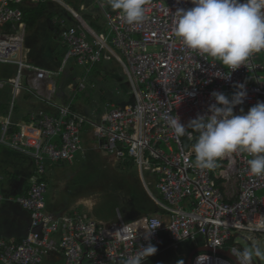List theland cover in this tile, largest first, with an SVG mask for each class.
<instances>
[{"label": "built area", "instance_id": "1", "mask_svg": "<svg viewBox=\"0 0 264 264\" xmlns=\"http://www.w3.org/2000/svg\"><path fill=\"white\" fill-rule=\"evenodd\" d=\"M44 1L57 2L73 11L70 0H0V64L17 68V74L8 79L14 98L27 90L55 110L35 109L24 119L13 121L12 106L8 116L0 121V148L9 147L30 156L36 164L30 190L15 198L30 214V229L19 241L0 240V264H122V259L149 243L143 238L142 228L135 239L130 237L123 243L118 235L126 224L142 217L161 221L151 238L158 251L144 264L163 251V233L170 239L168 248L173 249L190 241L195 248L242 250L237 237L243 233L264 236V232L247 230L250 220L264 215V176L248 172L249 157H225L218 161L215 170L199 169L194 166L192 152L198 133L189 128L191 138L177 139L162 119L165 113L178 116L187 127L201 116L211 115L209 106L216 103L214 91L231 98L239 90L236 85L241 83L247 97L234 111L240 114L243 108L246 113L257 102L264 101V51L252 55L250 67L244 65L236 70L199 56L173 33L175 12L192 7L191 0H153L147 5V19L143 23L129 25L119 11H104L107 32L97 34L82 25L63 31L69 48L67 56L60 70H48L29 61L25 46L24 7ZM71 58L86 70L75 85L77 92L87 87V77L95 66L104 60H119L136 104H107L101 121L95 123L78 113L72 102H55L58 83L54 78ZM5 86L6 82L0 80V88ZM87 122L93 127L94 136L103 139L100 148L106 155L116 162L136 163L161 212L129 221L120 217L105 224L95 220L87 209L64 215L47 209V168L49 164L74 162L79 153L85 156L82 144ZM144 171L155 176L158 195L152 192V183L146 180ZM3 179L0 175V208L5 200ZM245 238L251 245L254 243ZM202 253L210 258L204 264H235L210 251L197 252L192 264Z\"/></svg>", "mask_w": 264, "mask_h": 264}, {"label": "clouds", "instance_id": "2", "mask_svg": "<svg viewBox=\"0 0 264 264\" xmlns=\"http://www.w3.org/2000/svg\"><path fill=\"white\" fill-rule=\"evenodd\" d=\"M106 3L112 10L119 11L129 25L140 24L147 19L149 0H106ZM191 4L193 6L190 8L177 9L173 29L174 36L186 48L199 56L211 58L215 62L219 61L231 70L239 69L244 65L250 67L249 61L252 55L264 51V0H191ZM83 6L81 9H86L84 4ZM71 9L74 12L68 10L76 19L78 23L76 26H66L64 19L53 21L59 29L61 43L66 46L63 31L77 28L79 25L87 28L79 20L80 17L84 19L83 15L78 10ZM87 24L91 27L89 30L97 33L95 28L88 22ZM68 49L67 46L66 56ZM10 78L12 77L8 79ZM236 87L239 90L235 91L231 98L222 92L214 91L212 96L216 103L209 106L211 115L201 116L187 127L180 122L178 116L173 117L165 113L162 119L174 131L177 139L184 136L191 138L192 133L188 131L189 128L198 133L196 142L192 146L195 167L202 170H215L219 160L245 154L249 157L248 172L254 176H264V101L257 102L246 113L241 108L240 114H236L234 109L242 105L247 97L244 84H238ZM23 92L35 96L27 90ZM14 100L15 98L13 102ZM232 163L235 164L236 161L233 159ZM81 203L90 211L95 204V199L85 197ZM160 225L161 221L158 218L142 217L126 224L121 231H118L121 243L130 237L135 239L138 229L141 228L144 230V240L149 241L147 246H140L133 255L122 259V264H144L148 257L158 251L157 247L151 243V238ZM247 230L264 232V215H257L254 220H250L247 223ZM231 252L236 257V264H254V259L264 261V245L253 243L242 250L232 248ZM209 259L207 254L202 253L197 257L196 264H204ZM179 264H183V261Z\"/></svg>", "mask_w": 264, "mask_h": 264}, {"label": "rangeland", "instance_id": "3", "mask_svg": "<svg viewBox=\"0 0 264 264\" xmlns=\"http://www.w3.org/2000/svg\"><path fill=\"white\" fill-rule=\"evenodd\" d=\"M74 2L75 1L71 0L69 3L83 15L87 22L93 25L97 33L108 31L107 21L101 6V3L105 4V0H80L86 7L84 10L81 9L80 3L74 4ZM48 8L52 9L58 17L62 16L60 18L65 20L66 26L74 24V26H76L78 24L65 6H60L51 2L48 3ZM45 19L50 18L47 16L38 18L35 24H33L34 27L27 30L25 37V46L30 45L33 48V64L41 66H47L48 61L46 56L54 53L58 59H61L66 51L64 45L61 44L60 47H57V45L52 42L49 31L45 32ZM59 42H61L60 39ZM41 46L45 47V55L40 53ZM43 61L45 63H43ZM102 62V68L97 69V67H95L91 70L87 77L88 85L81 92L75 93L67 88L68 81L64 79V73L62 74V79L61 76H56L54 78L57 83H59L61 79L59 93L58 96L55 97L58 103L63 104L69 101L72 102L78 113L95 123L101 121V115L105 112V106L107 104H113L118 107L136 104L135 95L122 64L116 59L104 60ZM71 64L73 65V58L69 60L67 67L71 66ZM95 72L96 74H94ZM16 74V67L14 65L0 64V80L6 82V86L0 88V113L8 114L9 109H11L13 105V121H17L21 118L24 119L26 113L29 111L24 94L15 98L13 102L14 94L11 91L8 78L14 77ZM85 74L86 70L83 66H77L70 75L74 79V77L82 78ZM93 83L95 84L94 87L91 86ZM92 129L93 127L87 122L84 126L83 139V147L84 150L86 149L87 158L84 159L80 154H77L76 158L78 161L76 163L75 159L74 162H69L72 164H68L67 166H59L60 168L56 166L57 169H55L54 178L49 180V193L47 195L48 209L57 213L62 209L61 204L71 201V204H73L76 199L87 196L95 199V204L91 209V215L95 220H101L104 221L105 224H110L118 220V209L125 219L134 218L138 213L135 210L132 212L128 211L133 207L131 203L141 199L146 200L149 197L148 190L141 177L140 169L137 165L133 164H113L114 162L112 163L109 157L103 155L100 149L103 139L98 137L94 138ZM87 138H89L90 141ZM90 143L97 148L93 151L90 149L88 150L87 145ZM7 157H10V165L5 161ZM33 160L34 159L30 156L22 155L9 147L4 146L0 149V170L5 172V170H9L10 166L9 172H5L8 178H12L10 172L19 174L20 170H30L33 167V162H35ZM144 175L146 180L153 181L154 184L150 188L157 194L156 179L153 174L144 171ZM49 177L51 178L50 172ZM59 177L60 182L63 184L59 194L60 197L57 199L53 193L60 187ZM9 183L12 187L14 186L13 180H10ZM116 183H119L123 188L110 194L111 190L116 187ZM3 184L4 182L1 183L2 186ZM93 184H98L100 193L93 188ZM124 189L126 194L123 195L122 190ZM97 193H99V195L95 198L93 195H97ZM146 205L149 208L155 206L154 203L148 199L146 200ZM83 207L87 209L85 206ZM58 214L62 215L60 213ZM29 217V213L24 211L19 205L12 203V201H5L4 209L0 211V239H15V237H20L25 234L29 226ZM244 236L249 237L252 242L260 245L264 239V236L259 237L254 233H243V236L237 237L238 243L242 248L251 246Z\"/></svg>", "mask_w": 264, "mask_h": 264}, {"label": "crops", "instance_id": "4", "mask_svg": "<svg viewBox=\"0 0 264 264\" xmlns=\"http://www.w3.org/2000/svg\"><path fill=\"white\" fill-rule=\"evenodd\" d=\"M71 1V0H70ZM73 1H75L74 2V4H81V6L83 5V2H80V0H73ZM48 3H51V2H41L40 4H42L41 6H40V8L41 9H43V13H41L40 14V16H47V17H49L50 19H45V32L46 31H49L50 32V34H51V40H52V42L54 43V44H56L57 45V47H60L61 46V44L62 45H64L65 47H66V51H65V53L63 54V57L61 58V59H58V57L54 54V53H52V55H48V56H46V58H47V61H48V64H47V66H41V65H38V66H40V67H42V68H45V69H48V70H53V71H56V70H60V65H61V63L65 60V57H66V52H67V46L65 45V44H63V43H61V42H59V39H60V32H59V29L57 28V26H55L54 24H53V21H55L56 19H62V18H60V17H62V16H57L56 14H55V12L52 10V9H49L48 8ZM53 3H55V2H53ZM38 3H34V5H37ZM57 4V3H56ZM58 5H60V4H58ZM101 5H102V9H104V11H112V10H110V9H108L107 7H106V3L105 4H103V3H101ZM29 6L30 5H28V6H26V8H28L29 9ZM60 6H64V5H60ZM69 6L71 7V8H73L72 7V4L71 3H69ZM25 7H24V16H26V14H25V10H27ZM68 9V8H67ZM74 10H75V8H73ZM29 11V10H28ZM72 14V13H71ZM53 16V17H52ZM73 16V15H72ZM40 18V17H39ZM75 19V18H74ZM41 25H43V24H41ZM75 25V24H74ZM74 25H70V26H74ZM34 27V25H32L31 27H28L27 28V30L28 29H31V28H33ZM107 29H108V27H107ZM26 47H27V49H29V54H28V57H29V60H30V62H32L33 63V48L30 46V45H26ZM40 53L42 54V55H45V47H43V46H41V48H40ZM117 60V59H116ZM120 64H122L119 60H117ZM43 63H45L44 61H43ZM103 63V62H102ZM102 63H100V64H98L97 66H95V67H97V69H99V68H102ZM222 64V63H221ZM75 63H74V61H73V65L71 64V66H69V67H65V69L63 70V71H65V72H63V71H60V76H61V79H62V74L64 73V79H67V81H68V84H67V88L70 90H72L73 92H75V93H77V91H76V84L78 83V80L80 79V77H74V79L72 78V76L70 75L71 73H73V71L75 70V68L77 67V65H75ZM223 65V64H222ZM224 66V65H223ZM94 67V68H95ZM122 67H123V65H122ZM226 67V66H225ZM67 68V69H66ZM123 69H124V67H123ZM125 72V71H124ZM94 74H96V72L94 73ZM126 74V73H125ZM93 75V74H92ZM60 79V80H61ZM60 80H59V83H58V91H57V93H56V95L54 96V98H53V100L55 101V102H57L58 103V101L55 99V97L56 96H58V93H59V89H60ZM70 84H72V85H70ZM94 84V83H93ZM73 85H74V87H73ZM64 93V92H63ZM24 94V97H25V101H26V103H27V107H28V109H29V111L26 113V115H25V117L28 115V113L30 112V111H32V110H35V109H44V110H46V111H49V112H54L55 110H54V108L52 107V106H50V105H48L47 103H45L44 101H42V100H40V99H38L37 97H35V96H33V95H31V94H28L27 92H23L21 95H23ZM20 95V96H21ZM60 95V94H59ZM61 96V95H60ZM64 104V103H63ZM74 106V105H73ZM75 108V107H74ZM76 110V109H75ZM77 111V110H76ZM8 114H5V113H0V121L4 118V117H6ZM22 119V118H21ZM19 120V119H18ZM92 134H93V129H92ZM93 136H94V134H93ZM94 138H95V136H94ZM83 139H84V131H83ZM88 140H89V138H87ZM90 141V140H89ZM83 145V144H82ZM84 148V147H83ZM97 147L96 146H93L91 143L89 144V145H87V149L89 150H95ZM1 149V148H0ZM101 149V148H100ZM102 151V150H101ZM85 152H86V149H85ZM102 153H103V155H105V156H107V157H109V159H111L112 160V163L113 164H115V165H126V164H133V165H136V163L134 162V161H132V160H126L125 162H116L115 161V159L113 158V157H111V156H108V155H106L103 151H102ZM80 154V156L82 157V158H87V155H86V153H85V156H83L81 153H79ZM29 157V156H28ZM77 157V156H76ZM76 160H75V163L78 161V159L77 158H75ZM6 163L8 164V165H10L11 164V160H10V157H7L6 158ZM34 161V160H33ZM68 164H72V163H69V162H62V163H55V164H49V167L47 168V174H46V180H47V182H48V184H50V182H49V180H52V178H54V174H55V169H57L56 168V166H58V168H60L59 166H67ZM35 168H36V164H35V162H33V167L30 169V170H27V171H22V170H20V173L19 174H17V173H13V172H10V174L12 175V178H8L7 177V175L5 174V172L7 173V172H9V170H10V166H9V170L7 169V170H5V172L4 171H1L0 170V175H2L3 176V182H4V184H3V186H2V191H3V194H4V196H5V200L2 202V207L0 208V211L2 210V209H4V203H5V201H9V202H11L12 201V203H15V204H17V205H19L17 202H16V200H15V198L16 197H18V196H21V195H24V194H26L29 190H30V188H31V186H32V177L34 176V174H35ZM49 172H50V175H51V178L49 177ZM154 176V175H153ZM154 178H155V176H154ZM10 180H13L14 181V186L12 187L11 185H10V183H9V181ZM150 181V180H149ZM2 182V183H3ZM152 184H151V186L154 184L153 183V181H150ZM62 184L63 183H61L60 182V177H59V189L57 190V191H54V193H53V195L55 196V198H57V199H59V194H60V191H61V189H62ZM155 184H156V182H155ZM58 186V185H57ZM116 187L115 188H113L112 190H111V192H110V194H112V193H114L116 190H121L123 187L121 186V185H119V183H116V185H115ZM150 186V187H151ZM93 188H95L96 189V191H98L99 192V187H98V184L96 185V184H93ZM157 188V187H156ZM122 192H123V195L124 194H126L125 193V189L124 190H122ZM153 192V191H152ZM100 193V192H99ZM99 193H97V195H93L95 198L99 195ZM149 193V192H148ZM154 193V192H153ZM261 193H263V191L261 192ZM154 194H156V193H154ZM149 195V197L147 198L148 200H151L152 201V203H154V205L155 206H153V207H151V208H149V207H147V205H146V200H144V199H141V200H137L136 202H132L131 203V205H133V207H131V209H129L128 211H133V210H135V211H137V213H138V215L136 216V217H134V218H131V219H125L123 216H122V214H121V212H120V210L118 209V211H119V218H118V220L120 219V217L122 218V219H124V220H127V221H129V220H133V219H135V218H138V217H140V216H142V215H152V214H157V213H159V212H161V209H160V207L157 205V203L155 202V201H153L152 200V198L150 197V194H148ZM156 195H158V193L156 194ZM85 197H87V196H83V197H80L79 199H76L75 201H74V203L73 204H71V202H68V203H65V204H61V207H62V209H60V211H58L57 213L55 212V211H51V210H49L48 208V210L49 211H51V212H53V213H55L56 215H59L58 213H60V214H62V215H64V214H69V213H71L73 210H75V209H83V210H85L84 209V205L81 203V201H82V199L83 198H85ZM48 198V197H47ZM130 205V204H129ZM20 206V205H19ZM135 206V207H134ZM21 208H22V206H20ZM47 207H48V199H47ZM23 209V208H22ZM24 211H26L27 213H29L27 210H25V209H23ZM62 212H64V213H62ZM88 212H90L89 214L91 215V210L89 211L88 210ZM30 215V214H29ZM92 216V215H91ZM93 217V216H92ZM117 221V220H116ZM28 223H29V226H28V229H27V231H26V233L25 234H23L22 236H20V237H15V239H10V240H15V241H19L22 237H24L25 235H27V233H28V231H29V229H30V224H31V218L29 217V220H28ZM2 239H7L8 240V238H2ZM2 239H0V240H2ZM258 245H260V244H258ZM189 254V253H188ZM256 262H257V264H263V261H261V260H259V259H254Z\"/></svg>", "mask_w": 264, "mask_h": 264}, {"label": "trees", "instance_id": "5", "mask_svg": "<svg viewBox=\"0 0 264 264\" xmlns=\"http://www.w3.org/2000/svg\"><path fill=\"white\" fill-rule=\"evenodd\" d=\"M150 1L153 0H149V2ZM41 5L42 4H37V5L33 4L29 6V9L26 8L27 10H25V14L26 13L27 14L26 16H24V19L28 27H31L33 24H35L36 20L39 17H41L40 14L44 12L43 9L40 8ZM106 7L112 10L107 5V3H106ZM89 24L93 27L91 23ZM163 236H164V242L160 247L161 249H163V251L160 252L156 257H154V259L152 258L151 260L147 261L145 264H179L180 261H183V264H186L188 253L195 248V245L192 242L187 241L182 243L179 249L168 248V245L170 244V239L168 238V235L165 233H163Z\"/></svg>", "mask_w": 264, "mask_h": 264}, {"label": "water", "instance_id": "6", "mask_svg": "<svg viewBox=\"0 0 264 264\" xmlns=\"http://www.w3.org/2000/svg\"><path fill=\"white\" fill-rule=\"evenodd\" d=\"M79 20L89 29H91V27L87 24V22L82 19L81 17L79 18ZM261 245H264V240H262L261 242ZM201 251H210V252H217L225 257H228L229 259H231L235 264H236V257L232 254L231 250L229 249H220V248H217V249H214L210 246H199V247H196L194 248L193 250H191L187 256V261H186V264H192V261H193V258H194V255L197 253V252H201Z\"/></svg>", "mask_w": 264, "mask_h": 264}]
</instances>
